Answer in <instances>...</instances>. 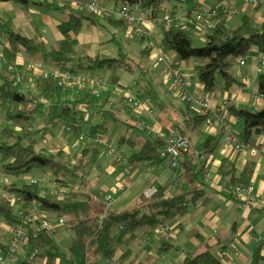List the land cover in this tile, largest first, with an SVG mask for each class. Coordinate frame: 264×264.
Returning a JSON list of instances; mask_svg holds the SVG:
<instances>
[{
	"label": "crops",
	"instance_id": "0c3cea01",
	"mask_svg": "<svg viewBox=\"0 0 264 264\" xmlns=\"http://www.w3.org/2000/svg\"><path fill=\"white\" fill-rule=\"evenodd\" d=\"M67 1L65 5L69 8H66V12L69 10L75 13L82 12L75 6L76 1L79 0ZM218 1L220 0H191L169 5L172 15L180 22L195 24L194 44L196 46L205 44L203 31L215 20L203 18L195 22L194 11L196 8L208 10ZM98 2L104 6V11L93 13L97 15L94 19L83 17L79 20L78 32H72V36H76L78 40L79 52L89 56L112 57L122 53L127 57L131 67L116 70L107 68L106 71L95 70L93 76L101 79V86L85 85L82 89L83 94L79 98L82 101L75 103L76 120L84 125V128L91 123L103 121L111 112H115V115L121 119L105 124L102 133L100 132L102 141L98 143L99 151L96 158L92 164L81 170L82 175L78 179L84 183V189L86 188L87 191L92 189L93 194L90 200L95 206L94 215L99 218L108 210L118 212L132 209L138 206L142 196H145L146 191L151 187L167 186L166 198L177 197L193 189L200 190L201 194L198 200L190 202L184 212L166 224L167 240L163 238L164 233H159L157 229L149 236L140 230L138 237L121 245L113 258L100 259L97 264H128L129 262L131 264H182L187 259L207 251L216 259V262L212 264H249L255 247L264 241V211L259 206H244L229 196L224 189L227 180L221 177L219 167L221 159L226 158L233 162L237 174L248 163H254L251 178L253 192L264 197V134L254 137L251 144L238 150L233 144L225 142V134L216 135L215 132L220 131L221 128V123L217 120L211 127H206L204 124L196 130L189 128L183 114L186 103L181 97L179 87L174 83L176 75L170 73L166 67V64L168 66L171 64L175 52L170 50L164 52L161 47V38L168 25L154 24L142 14L143 10L134 6L133 10L137 15L142 16V21L137 31L130 34L125 25L113 21L120 18L118 10L121 3L114 0ZM226 2L228 8L238 9L236 13L219 16L226 20L228 26H237L245 14H252L257 24L264 23V2L258 4H252L248 0H226ZM65 5L58 4V6ZM66 12L38 0L24 3L0 1V24L19 30L28 38L39 37L47 46H51L64 37L60 25L64 22ZM134 42L139 43L137 49L131 47ZM143 45L145 49L148 47V55L145 52L142 53ZM9 47L8 35L0 31V68L2 69L5 64L4 52ZM260 55L250 54L241 59L244 60V64H241L240 60L235 68L237 81L228 89H224L221 80H218L216 89L211 93L206 92L203 84L197 79L195 58L181 61L175 69L180 71L186 90L194 97L205 98L211 109L222 113L226 112L224 108L228 104H234L256 111L264 107V96L258 90L259 76L264 73V64L259 62ZM159 56L163 57V61H157ZM14 60L16 65L21 66L20 73H23V78L21 80L19 77V81L24 90H34L33 77H37L39 72H49L62 77L70 74L39 60L30 59L22 50L17 52ZM29 63L35 65L28 68ZM150 63H153V66L161 65L160 70L158 72L152 70L149 67ZM139 71L142 76L139 75ZM246 72L248 75H245ZM148 81L152 84V92L156 94L153 93L151 97L163 103V107L145 95L143 85ZM71 91L69 93H73ZM99 91L102 95H98ZM127 93L139 101L138 108L132 109L128 103L124 102V96ZM88 94H92L90 102L83 100V98H89ZM42 109L48 116L55 113L50 110L46 102L40 110L41 116H43ZM101 109L103 112L100 111ZM5 113V108L0 106V125L6 120ZM228 119L234 134L239 139L241 129L239 119L232 115H229ZM58 121V118L53 123L44 120L41 125L39 119H35L33 123L31 122L30 128L34 130L35 135H42L41 143L46 151L56 153L62 150L65 154L74 156L83 154L88 157L87 152L77 151L74 141H68V131ZM126 125L130 126L127 133L134 138L132 144L127 141L119 143L126 133ZM177 129L188 131L186 134L190 140V147L182 153L180 164L176 169L170 168L166 160L143 169L130 168L124 162L115 163L118 154L129 156L140 151L144 142L151 143L155 137L164 140L169 136L165 135L166 133L171 134ZM209 136L220 137L218 146L213 150H209L210 143L207 142ZM205 140L206 151L202 149ZM92 142L93 140L89 137L83 140V149L92 145ZM43 171L45 185L49 186L50 178L48 177L52 175V172L49 169ZM176 174L177 184L173 189H169L172 177ZM27 177L0 172V199L6 200V191L3 190L5 185L17 183L16 180H23L22 178L26 181ZM104 196L105 198L109 196V201H106ZM7 202L15 211L20 209V205ZM10 227L11 225L0 217V242L5 245L10 239ZM58 228L55 227L53 232H46L55 241L47 254L53 256L57 264H73L72 258L70 257L71 261H67L64 252L56 247L62 237L59 234L61 229ZM71 238L62 245V249L68 251L67 245ZM260 250L264 257V247H260Z\"/></svg>",
	"mask_w": 264,
	"mask_h": 264
},
{
	"label": "trees",
	"instance_id": "16d2710c",
	"mask_svg": "<svg viewBox=\"0 0 264 264\" xmlns=\"http://www.w3.org/2000/svg\"><path fill=\"white\" fill-rule=\"evenodd\" d=\"M0 1L24 3L30 0ZM79 1L86 2L88 0ZM97 1L103 2L107 0ZM114 1L121 3L118 12L122 7L126 6L129 11L140 17L139 24L142 21V16L136 14L135 10H133L134 6H138L143 10L142 14L153 21L154 24L168 25L161 38V47L164 52L174 51L175 56L169 66L166 64L167 69L171 67L174 70L181 61L195 58L197 62L195 66L197 79L203 84L204 90L208 93L216 89L218 80H221L224 89H228L237 81L235 68L241 59L246 58L250 54H261V57L264 56V23L257 24L252 14H245L237 26L230 27L226 24V20L223 17H219L220 15L230 14L220 12L217 16L211 18L215 20L213 24L207 26L203 31L206 39L205 44L196 46L194 44L195 24L180 22L172 15L169 9V5H175L176 2L183 3L191 0ZM38 2L63 9L64 12H66V8H69L65 4V6H58L57 3L39 0ZM227 6L226 0H220L211 8H216L218 11L223 8H227L228 11L232 10ZM156 10L168 15L172 21L163 23L158 21V17L161 16L159 14L153 15ZM200 10L202 9H195L194 18ZM150 12L153 14H150ZM85 16L92 19L97 17L93 13H75L72 10L66 12L64 22L60 25L64 37L51 46H47L39 37L28 38L19 30L0 24V31L8 35L10 43V47L4 52V68H0V106H3L6 110V120L0 125V172L8 175L24 176L34 167L42 170L49 169L52 172V175L48 177L50 178L48 180L49 186L45 185L46 179L44 180V185H41L36 178H34L36 183L21 180L19 184L5 185L3 190L19 193L22 202L20 209L15 211L5 199L1 198L0 217L9 225L24 224L25 215H29L31 210L35 209L38 214H43L42 216L54 222L61 219L62 222L56 225V229L59 227L58 229H66L73 232L71 241L67 245L73 264H97L100 259L109 260L113 258L121 245L138 237L140 230H143L144 234L149 236L156 229L165 227L172 218L184 212L190 202L198 200L201 194L200 190L193 189L183 195L166 198L165 191L167 186H160L157 187V192L152 196H142L138 206L132 209H124L118 212L108 210L99 218L94 215L95 206L90 200V196L93 194L92 189H88V191L86 188L84 189V183L78 181V179L82 175L81 170L87 168L96 158V154L99 151L98 143L102 141L100 132L102 133L105 124L121 119L115 115V112H111L107 114L103 121L91 123L84 128V125L76 120L77 109L75 103L82 101L79 99L81 94H83L82 89L89 84L88 80L93 77L95 70L104 67L113 70L129 69L131 64L122 53L112 57L104 55L89 56L79 52L78 40L76 36H72V32H78L79 20ZM113 21L117 22V24L121 23L127 28L126 21L121 17L118 20L113 19ZM186 26L189 27L188 30ZM20 50L30 59L39 60L56 69L67 71L70 73L67 75L70 78L78 79L84 77L86 81L76 92L74 90L71 91L72 88L69 86L59 84L58 80L64 77L50 74L48 77H33L34 90H24L20 81H17V77H20L21 80L23 78V73H20L21 66L16 65L14 60ZM141 51L142 53L145 52L146 55L149 54L148 47ZM73 73L74 75H71ZM80 73L84 74L75 75ZM142 81L144 82L145 80L142 78ZM92 85L101 86L98 82ZM143 90L145 95H148L152 100L155 99V97H151L154 92H152V84L149 81L144 83ZM258 90L264 96V73L259 76ZM69 91L73 93H69ZM100 94L102 95L99 91L98 95ZM91 95L88 94L87 97L89 98H83V100L90 102L92 100L90 98ZM45 102L49 104L50 110L57 114L59 124L68 131V141H74L77 145V151L87 152L89 154L88 157L83 154L81 156L65 154L62 150L52 153L46 151L44 147L37 149L43 137L42 135L34 134V130L30 128V118L34 112H40ZM124 102L128 103L132 109H136L139 106V101L133 98L130 93L125 94ZM133 102L136 103L133 104ZM158 105L163 107V103ZM124 107L127 108L125 105ZM226 109L229 115L236 116L239 119L241 123L239 140L245 146L251 144L254 137L264 134V107L260 110L251 111L244 106L228 104ZM100 111L103 112L102 109ZM183 114L189 128L196 130L201 125H204L206 114L190 109L187 103ZM126 123H128L127 120ZM126 126V133L119 140L120 144L124 141L130 142V144L134 142V138L127 133L130 126ZM186 133L188 131L177 129L171 134L166 133L165 135L169 136L164 140L160 137H155L151 140V143L150 141L144 142L140 151L136 153H132L129 156L122 153L118 154L115 158V163L124 162L130 168L139 167L142 169L146 166L158 164L162 160H166L168 165L166 156L160 155V150L175 135L187 137ZM88 137L93 140L92 145L83 149V140ZM218 138L220 137L209 136L207 140L210 143L209 150H213L218 146ZM206 145L205 140L202 146L205 151ZM141 164L143 166H140ZM253 171L254 163L252 162L248 163L241 172L236 174L232 161L226 158H222L220 161V175L224 180H227L226 187L231 189L240 186L242 191L246 190L251 185ZM174 176L177 179V174ZM40 191H43V193ZM244 194L242 193V195ZM229 196L242 204L243 201L240 196H235L233 191L229 192ZM108 198L110 197L107 196L105 200L109 201ZM25 224L28 230V243L23 246V250L17 253V258L11 264H57L54 257L47 254V251L55 241L45 230L40 228L39 220ZM260 247H264V241L255 247L249 264H264V257L260 252ZM2 251H6V245L0 242V252ZM33 252H35L33 261L27 262L24 257L29 256ZM122 259L125 260V258ZM204 262L212 264L216 262V259L207 251L187 259L182 264H203ZM128 264L131 263L129 262Z\"/></svg>",
	"mask_w": 264,
	"mask_h": 264
},
{
	"label": "built area",
	"instance_id": "2783aa9c",
	"mask_svg": "<svg viewBox=\"0 0 264 264\" xmlns=\"http://www.w3.org/2000/svg\"><path fill=\"white\" fill-rule=\"evenodd\" d=\"M39 1H46L48 3H57V4H65L68 3L67 0H39ZM252 4H257L264 2V0H248ZM75 6L78 11L86 12V13H98L104 11V6L100 4L97 0H88L86 2L84 1H76ZM220 12L223 13H234L237 12V9H232L228 11L227 8H223L221 11H218L216 8H210L208 10H200L196 13V16L194 18L195 22H199L203 18L210 19L212 17L217 16ZM150 14H153L150 12ZM159 14L161 17H158V21L161 23L163 22H171V18L168 15L162 14L158 10H156V13L153 15ZM119 16L124 19L127 23V29L130 34H134L139 26V20L140 17L136 16L132 11H129V9L124 6L119 11ZM186 29L188 30L189 27L186 26ZM159 61H163V57L160 56L158 58ZM259 62L264 64V56L259 58ZM241 64H244V61L240 62ZM35 64L29 63L27 65L28 68H32ZM10 68V67H9ZM169 72L176 75V81L174 82L176 86L179 87L180 93L183 97V99L186 101V103L189 105L190 109L200 111L201 113L206 114V119L204 121V124L206 127H211L212 123L217 120L219 123H221L220 131H216V135L225 134V142L229 144H233L235 149H242L245 147L243 143L240 142V140L236 137L232 130L231 122L229 121L228 117L229 114L227 113L226 107L224 108L226 112L213 110L209 107L208 102L205 98L201 97H194L192 96L185 88V82L180 76V71L178 69H174L169 67ZM50 74L49 72H44L42 77H48ZM245 75H248L246 72ZM39 76V75H38ZM17 80L19 81L20 78L18 77ZM86 81L84 77L75 79L70 78L69 76H64L63 79H59V84H63L65 86L71 87L74 91L78 92V90L82 87L83 83ZM100 83L101 79L98 76H93L88 80L89 84L94 83ZM132 101V99H130ZM129 101V102H130ZM132 103V102H130ZM136 102H133L135 104ZM217 116V117H216ZM190 147V140L188 137L183 135H175L171 140L165 144V146L160 150V155L166 156L165 158L168 160V165L172 168H176L179 164V159L182 154V152L186 151ZM140 166H143L141 164ZM176 177H173V180H171L169 184V189H173L176 182ZM26 181L29 183H36V179L28 176L26 178ZM1 186V185H0ZM224 189L229 193L230 191H233L235 193V196H240L242 199V204L244 206H259L264 211V197L258 196L253 192V187L250 185L246 190L242 191L240 186H236L233 189L228 188L224 186ZM157 187H151L146 191V196H152L157 192ZM242 193H245L242 195ZM5 198L10 203H14L16 205H20L22 202L21 196L19 193L11 191V192H5ZM21 213V212H19ZM25 222L24 224H18V225H11L10 227V239L6 245V251L0 252V264H11L17 257V253L20 250H23V246L28 243V230L25 223L39 220L40 228L42 230H45L46 232H53L56 225H59L62 220L59 219L56 222L50 220L49 218L42 216L38 214V212L34 209L31 210L29 215H25L24 218ZM158 232L165 231V227H160L157 229ZM25 250V249H24ZM35 257V252L31 253L29 256H25L24 259L27 262L33 261Z\"/></svg>",
	"mask_w": 264,
	"mask_h": 264
},
{
	"label": "rangeland",
	"instance_id": "374dc122",
	"mask_svg": "<svg viewBox=\"0 0 264 264\" xmlns=\"http://www.w3.org/2000/svg\"><path fill=\"white\" fill-rule=\"evenodd\" d=\"M108 1H109V0H108ZM124 37L126 38V35H125V34H124ZM133 44H134V45L131 46V47L134 48V49H137L139 43L134 42ZM144 47H145V46L143 45L142 49H145ZM149 67H150L152 70H154L155 72H158V71L160 70V68H161V65H160V66H153V63H150ZM99 70H100V69H99ZM101 70L106 71V70H108V69H107V67H105V68H103V69H101ZM39 73H40L39 76L42 77V75H43L44 72H39ZM139 75L142 76V73H141L140 71H139ZM137 77H139V76H137ZM41 112H42L41 114H43V116L40 115V112H39V111H36V112H34V113L32 114V116H31V118H30L32 123L35 121V119H39V122H40L39 124H41L42 121H43V123H44V120L53 123V122H55L56 118H58L56 113H52L50 116H48V115L46 114V112H45L43 109H42ZM41 125H42V124H41ZM41 125H40V126H41ZM42 144H43V143H41L40 146L37 147V149H41V148L44 146V145H42ZM71 146H72V145H71ZM44 174H45V173H44V171H43L42 169L37 168V167H34V168L31 169V171H29V172L26 174V176H33L34 178L40 180L41 185H44V176H45ZM22 179L24 180V178H22ZM16 181H17V183L19 184L20 181H21V179L16 180ZM40 192L43 193V191H40ZM165 232H166V228H165V231H163V232H161V233H162V234L164 233L163 238H165L164 240H167V239H168V234L165 233ZM159 233H160V232H159ZM59 234H61L62 237H61L59 243L56 245V247H57L58 249H60L61 251L64 252V254H65V259H66L67 261H71V259H70L71 255H70L69 251H67L66 249H62V245L65 244V243H66V242H67V241L73 236V232H72V231H69V230H66V229H61V230L59 231ZM119 251H120V250H119ZM119 251H118V252H119ZM60 264H61V263H60Z\"/></svg>",
	"mask_w": 264,
	"mask_h": 264
}]
</instances>
